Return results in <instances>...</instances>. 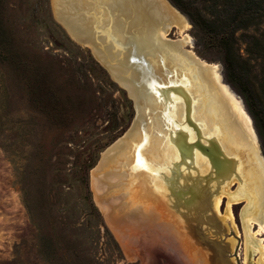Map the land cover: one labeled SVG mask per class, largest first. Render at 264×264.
I'll use <instances>...</instances> for the list:
<instances>
[{"label":"rangeland","instance_id":"rangeland-1","mask_svg":"<svg viewBox=\"0 0 264 264\" xmlns=\"http://www.w3.org/2000/svg\"><path fill=\"white\" fill-rule=\"evenodd\" d=\"M211 1L197 0L196 5L205 9ZM175 8L189 24L186 48L217 65L220 81L242 105L264 156L244 99L226 81L219 41L195 29ZM166 38L178 41L181 34L170 27ZM87 42L94 44L90 36ZM239 46L245 55L246 46ZM126 62L119 66L135 73L137 68L124 67ZM253 72L264 77V63L255 61ZM182 104L184 124L174 138H187L182 133L187 131L191 143L199 142L193 140L200 135L206 144L204 129L197 125L196 134L185 122ZM136 117L128 92L86 42L68 34L55 18L52 0H0V264H245L241 212L247 203L232 206L236 229L226 219L227 199L219 216L205 215L209 210L199 208L200 194L213 192L219 177H205L192 162L195 148L182 157L173 138L179 152L166 182H152L164 203L153 193L146 196L151 189L144 180L124 188L131 182L125 179L121 153L105 159L103 154L131 131ZM94 176H102L106 187L98 198L113 202L108 215L98 205ZM236 190L232 185L231 191ZM120 228L139 248L120 236ZM149 239L155 243L145 250ZM259 258L253 255V264Z\"/></svg>","mask_w":264,"mask_h":264},{"label":"bare ground","instance_id":"bare-ground-1","mask_svg":"<svg viewBox=\"0 0 264 264\" xmlns=\"http://www.w3.org/2000/svg\"><path fill=\"white\" fill-rule=\"evenodd\" d=\"M52 3L55 18L68 34L87 43L95 58L135 103L137 117L131 131L103 154L105 159L106 154L121 153L119 160L126 169L125 179L131 182L124 188L131 189L144 180L151 189L146 196L153 193L164 203L162 191L157 192L152 182L163 185L177 158L173 138L176 128L184 124V103L185 122L196 134L197 125L204 129L207 142L203 143L199 135L193 140L199 142L193 144L187 131L182 130L188 139L178 134L175 145L182 157L192 154L195 148L194 155L189 156L192 162L205 177L214 173L219 177L213 192H201L199 208L204 211L208 208L205 215L215 212L219 216L222 202L227 199L226 219L236 229L232 206L246 202L241 212L245 264H253L255 254L260 255L256 264H264V156L242 105L220 81L217 65L201 60L192 48H186L190 44L185 33L189 29L186 18L173 10L167 0H52ZM170 27L180 32L178 41L166 38ZM89 36L94 40L92 46L87 42ZM120 51L127 61L124 67L135 66V73L119 66L125 61ZM141 86L145 89H140ZM176 102L178 106L173 111ZM190 115L195 123L190 122ZM124 140L126 143L121 147ZM105 164L106 160L102 166ZM101 177H93V189L98 205L108 215L113 202L98 198L106 189L101 185ZM232 185H237L234 192ZM119 233L131 242L126 230L120 228ZM137 243L135 239L131 245L139 248ZM154 243L152 239L146 240L143 247L147 250Z\"/></svg>","mask_w":264,"mask_h":264},{"label":"trees","instance_id":"trees-1","mask_svg":"<svg viewBox=\"0 0 264 264\" xmlns=\"http://www.w3.org/2000/svg\"><path fill=\"white\" fill-rule=\"evenodd\" d=\"M170 1L195 29L219 41L226 81L244 99L264 153V77L257 78L253 72L255 61L264 63V0H212L205 9L197 7V0ZM240 43L246 46L245 55Z\"/></svg>","mask_w":264,"mask_h":264},{"label":"water","instance_id":"water-1","mask_svg":"<svg viewBox=\"0 0 264 264\" xmlns=\"http://www.w3.org/2000/svg\"><path fill=\"white\" fill-rule=\"evenodd\" d=\"M168 1V0H167ZM169 3V5H170V7L173 9V10H175V11H177L178 13H180L170 2H168ZM181 14V13H180ZM182 15V14H181ZM183 16V15H182Z\"/></svg>","mask_w":264,"mask_h":264},{"label":"flooded vegetation","instance_id":"flooded-vegetation-1","mask_svg":"<svg viewBox=\"0 0 264 264\" xmlns=\"http://www.w3.org/2000/svg\"><path fill=\"white\" fill-rule=\"evenodd\" d=\"M234 186V185H233Z\"/></svg>","mask_w":264,"mask_h":264}]
</instances>
